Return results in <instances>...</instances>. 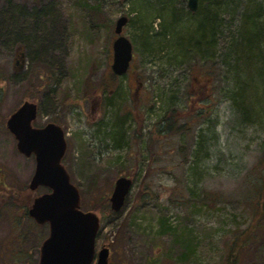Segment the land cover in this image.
<instances>
[{"label": "rangeland", "instance_id": "obj_1", "mask_svg": "<svg viewBox=\"0 0 264 264\" xmlns=\"http://www.w3.org/2000/svg\"><path fill=\"white\" fill-rule=\"evenodd\" d=\"M169 1L0 0V264H38L49 233L26 210L47 190L29 188L35 156L18 151L5 124L24 100L39 106L36 126L56 121L65 129L63 163L81 191V208L108 198L94 210L101 218L97 249L110 247L109 264H221L234 232L252 222L264 185V116H240L232 102L237 67L229 70L223 58L231 66L241 60L238 68L243 64V76L250 75L247 53L236 43L243 13L258 4L264 9V0L222 2L228 26L204 67L167 48L156 56L145 50L144 33L160 41L173 13L192 26L198 22L200 13L186 14L187 0ZM121 15L129 17L123 34L133 59L126 73L112 78ZM18 48L25 51L22 62ZM209 66L224 81L208 80ZM260 80L257 93L264 98ZM170 107L185 125L177 134H165L161 120ZM119 176L133 185L124 206L112 211L109 195ZM259 234L241 264H264V230Z\"/></svg>", "mask_w": 264, "mask_h": 264}, {"label": "water", "instance_id": "obj_2", "mask_svg": "<svg viewBox=\"0 0 264 264\" xmlns=\"http://www.w3.org/2000/svg\"><path fill=\"white\" fill-rule=\"evenodd\" d=\"M199 0H189L188 7L195 11ZM123 15L116 22L115 31L122 32L127 22ZM112 68L117 74L125 73L132 59V43L120 34L113 43ZM37 103L25 100L6 121L7 128L17 139L18 150L29 156L35 155L36 168L29 183L36 190L40 185L51 188L35 197L29 214L38 222H49V235L40 248L38 264H91L96 254V236L100 227V216L94 210L81 208L78 186L62 163L67 149L63 127L53 121L44 126L34 125L37 118ZM133 185L127 176L116 179L110 196L113 210H120ZM96 264H108L110 248L104 245L98 251Z\"/></svg>", "mask_w": 264, "mask_h": 264}, {"label": "trees", "instance_id": "obj_3", "mask_svg": "<svg viewBox=\"0 0 264 264\" xmlns=\"http://www.w3.org/2000/svg\"><path fill=\"white\" fill-rule=\"evenodd\" d=\"M162 1H166L170 5L169 0ZM227 1L205 0V6L201 7L199 5L196 12L201 15L200 17L198 16L197 24L194 21V26H192V20H183L182 18L177 20L176 13H173V21L170 22L169 29L163 33L160 41L153 39L149 31L144 33L145 50L152 56H156L155 54L165 55V48H167L171 53L179 52L178 54L175 53L177 54L175 58H179V60L183 59L188 65L199 64L204 67L205 63L212 62V57L207 56V54L212 55L211 50L214 48L216 41H219L220 37L224 34L222 31L223 27L228 26L222 25L225 9L221 8L222 2L225 4ZM185 10L187 11L186 8ZM179 11L181 12V7ZM191 13L190 11L186 12L189 16H191ZM196 13L192 14L195 15ZM243 14L244 25L242 26L240 40L236 43V49L241 50L244 54L247 53L246 59L250 64L246 66V69L250 75L247 73L243 76V64L238 68L241 60H237L236 66H231L233 63L229 61L228 55H225L223 61L226 64L229 62V70L233 72L236 71L234 68L237 67V73L233 77V81L235 78H237V81L234 83L235 88L232 93V102L240 116L245 119L250 113H254L256 117L264 116V98L257 93V89L259 90L262 85L260 79L264 78V9L261 4H258L257 8L255 7L251 11L246 10ZM168 58L174 59L170 56ZM205 68L207 70L208 80H211V82L223 80L219 68L217 69L214 66ZM115 76L111 72V77L115 78ZM255 77H258L259 84L255 83ZM104 89L106 90V87ZM250 91L252 95L248 94ZM198 114L200 115L201 113ZM198 114L197 116H199ZM179 119L180 116L177 111L170 107L161 118L165 122V134H177L185 129V125L178 122ZM260 184L257 200L252 207V222L246 228L234 232L231 241L227 244L229 245L228 250L221 264H241L244 248L252 241H256L260 235L259 231L264 230V194H262L264 185ZM107 202L108 198L102 195L98 198L97 204L93 208L99 210Z\"/></svg>", "mask_w": 264, "mask_h": 264}]
</instances>
